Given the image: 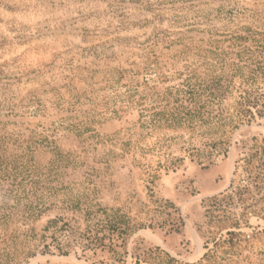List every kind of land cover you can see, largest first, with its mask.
I'll return each mask as SVG.
<instances>
[{
	"label": "rangeland",
	"instance_id": "1",
	"mask_svg": "<svg viewBox=\"0 0 264 264\" xmlns=\"http://www.w3.org/2000/svg\"><path fill=\"white\" fill-rule=\"evenodd\" d=\"M0 264H264V0H0Z\"/></svg>",
	"mask_w": 264,
	"mask_h": 264
},
{
	"label": "trees",
	"instance_id": "2",
	"mask_svg": "<svg viewBox=\"0 0 264 264\" xmlns=\"http://www.w3.org/2000/svg\"><path fill=\"white\" fill-rule=\"evenodd\" d=\"M118 210H115V213H117ZM122 217V216H121ZM125 217V216H123ZM126 218V217H125ZM129 222V219H122L121 221L117 220L116 217H114V219L110 220L109 221V226L107 227V231H108V235L104 234V229H100V230H97L96 234H99L100 233V236L97 235V241H99V244H101L103 247H109V248H112L114 247V243H113V236L118 234L120 235V231L122 233L125 232V231H129L131 229H134V226H127ZM121 224H125L126 227H122ZM105 239H108L109 243L108 245H106L104 243V240Z\"/></svg>",
	"mask_w": 264,
	"mask_h": 264
}]
</instances>
